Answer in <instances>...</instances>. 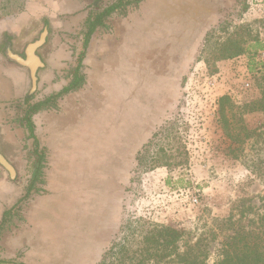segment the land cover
I'll use <instances>...</instances> for the list:
<instances>
[{
  "label": "rangeland",
  "instance_id": "obj_1",
  "mask_svg": "<svg viewBox=\"0 0 264 264\" xmlns=\"http://www.w3.org/2000/svg\"><path fill=\"white\" fill-rule=\"evenodd\" d=\"M69 1V11L73 3L91 10L115 2ZM52 2L0 0V151L16 169L12 179L0 164V179L12 181L20 194L5 209L10 212L0 227V264H100L138 217L185 230L195 240L215 219H238L240 203L264 210V179L230 153L218 115L223 95L237 104L260 96L264 0H140L116 11L83 58L84 85L67 93L75 103L46 109L64 116L50 129L51 151L41 149L42 181L27 194L37 158L23 120L31 79L27 73L28 93L19 97V75L10 74L15 63L6 44L11 40L22 51L47 23L73 55L53 78L45 67L39 71L41 87L30 102L48 95L51 80L70 81L82 51L80 26L66 32L58 29V19L42 16L30 24L21 18L16 35L8 30L18 27L14 19L28 4ZM232 34L247 41L245 52L216 59ZM51 47L39 50L46 62ZM244 118L250 127L264 121L261 112ZM0 183L2 196L6 184ZM253 217L249 213L242 223ZM224 237L212 244L210 264Z\"/></svg>",
  "mask_w": 264,
  "mask_h": 264
},
{
  "label": "trees",
  "instance_id": "obj_2",
  "mask_svg": "<svg viewBox=\"0 0 264 264\" xmlns=\"http://www.w3.org/2000/svg\"><path fill=\"white\" fill-rule=\"evenodd\" d=\"M140 0H115L102 9H93L85 21L83 32V49L77 57V65L71 73L70 82L58 93L52 94L37 103H28L23 117L29 136L37 142L31 117L41 109L54 106L57 99L65 94L81 88L85 83L82 73L83 58L90 39L98 27L106 26L107 18L118 10H125L127 5ZM245 42L238 34L230 35L221 45L216 59H230L245 52ZM260 96L251 101L237 104L229 95L219 99V122L230 138V153L241 158L244 165L255 176L264 179V121L250 127L245 115L261 112L264 115V75L258 82ZM32 98L28 95L27 101ZM34 163L33 175L27 194L41 180L45 155L38 148ZM42 181V180H41ZM264 207V193L259 196ZM238 219L231 214L228 217L215 219L214 223L205 227L195 240H191L188 232L174 226L159 224L146 217H138L131 221L125 236L115 240L108 248L100 264H210L213 243L220 235L225 234L219 246L215 248L216 260L213 264H264V210L257 212L254 206L240 203L237 207ZM10 212L6 210L5 215ZM252 213L255 217L248 224L242 220ZM1 222V223H2ZM254 226H251V224ZM1 227V224H0ZM6 263L7 261H1Z\"/></svg>",
  "mask_w": 264,
  "mask_h": 264
},
{
  "label": "crops",
  "instance_id": "obj_3",
  "mask_svg": "<svg viewBox=\"0 0 264 264\" xmlns=\"http://www.w3.org/2000/svg\"><path fill=\"white\" fill-rule=\"evenodd\" d=\"M85 2H88V1L85 0ZM69 4H70L69 0H53L52 3L48 4V6H46L45 3H42L39 6H34L33 4H28L27 10L23 14L19 15L17 18L14 19L16 21L18 27L17 28L15 27L16 29H8L9 33L13 34V35L18 34L17 32H18L19 28L21 27L20 26L21 20H24V21H26L27 24H30V23H32V21H36V20H38V18H41L42 16H45L46 18H49L52 21H55V19H58L55 22V24L57 25L59 30H64L66 32H70L73 28L75 29V28L80 26L81 31L83 33L84 29H85V27H84L85 21H86L87 17L89 16L90 12L95 7H93L91 10H90V8H87L85 10L86 6H84L83 3L81 6H79L78 3L77 4L73 3L72 6H75V7L72 11H69L70 9H72V8H69ZM40 12H42L41 16L39 15ZM67 12L73 13L74 15L71 17L63 18L61 15L66 14ZM114 14H115V12L113 14H111L110 17L107 18V21H106L107 24H108L109 20H111V18ZM51 16H55V18H52ZM104 27L105 26L98 27L95 30V32L93 33V35L90 39L89 45L86 49L85 55H87V56H86L85 60H87V58L89 57V55L93 51L94 46H96V43L98 40L99 30L103 29ZM46 29L48 30V34H46V36H47L46 41L47 42L43 47L47 46L48 44L51 45L52 47L50 49L48 61L47 62L45 60H43V61L45 62L44 67H45V70L48 72V76H50V78H53V75L56 72L64 70V62L63 61L65 59L72 57L73 53H72V51H70L69 45L66 42H63L62 39L60 38V36L57 37L56 35L55 36L52 35L51 28L49 27V25L47 23L45 24L44 28L41 29L39 34H41V32L46 30ZM37 37H38V35L31 38V40L26 43V45L24 46V48L22 50L24 51L25 48L27 47V45L30 42H32L34 39H36ZM50 37H51V40H49ZM102 42L103 43H100V46H99L100 55H104L105 52L107 51V46H106L104 40H102ZM8 49H10V47ZM82 49H83V36H82ZM7 52H8V50H7ZM14 52L20 53L19 50H16ZM83 63H84V61H83ZM41 69L42 68H40L39 71ZM39 71H38V82L39 83L37 84L38 90L41 87L40 86L41 82L39 81L40 80L39 79V77H40ZM15 73L19 75V80L17 81V83L15 85H18L16 88L17 89L16 94L20 97L23 94L28 93L27 73H29V71L27 68L21 67L15 63L14 65H11V67H10V74L13 75ZM14 77L16 78L17 76H14ZM51 81L52 82H51V86H50V90L48 92V95L43 97L42 99H38V97H37L35 99L36 101H33V102L29 101V103L32 104V103L40 102V101L44 100L45 98H47L48 96L55 94V93H58L64 86H66L70 82V81H67L66 79H63L61 82H59V81L53 82V80H51ZM81 88L77 89V91L80 90ZM75 92H76V90H75ZM69 93H73V91L69 92ZM58 102L59 103H61V102L62 103H67V102L68 103H75V98L71 95L65 94L64 96L57 99L56 103H58ZM47 108L39 110L38 112L34 113L31 117L32 123L34 125V133L37 137V142L34 140V138H32V137H30V138L33 140L32 144L33 145L35 144L34 145L35 149L38 148V150L40 152H41V149H43V150H45V152H47L46 146H48V148H49L48 150L51 151V149L49 147L50 138H51V130L50 129L54 125V123L58 121V119L60 117L64 116V113L48 111V110H46ZM34 152H35V150H34ZM7 160L10 163H12L8 158H7ZM44 163H46V161H44ZM15 171H16V169H15ZM0 182H2V184L3 183L6 184V186L3 187L4 188V194L2 196H0V221L2 222L3 212L6 211L5 210L6 207L10 206L11 203L15 202L20 197V194L18 192L17 193L15 192L16 189H15L14 185L12 184V181H8V180L6 181L5 179H0ZM2 186L3 185H1V183H0V188ZM15 194L17 197L15 196ZM1 222H0V224H1Z\"/></svg>",
  "mask_w": 264,
  "mask_h": 264
},
{
  "label": "water",
  "instance_id": "obj_4",
  "mask_svg": "<svg viewBox=\"0 0 264 264\" xmlns=\"http://www.w3.org/2000/svg\"><path fill=\"white\" fill-rule=\"evenodd\" d=\"M48 33L46 29L39 40L30 42L23 53L14 52L8 49L7 55L10 60L21 67H25L29 71L31 79V89L29 94L31 95L37 89L38 84V71L45 66L41 55L38 53V48L45 42V35ZM0 163L9 171L12 178L15 177L16 171L14 166L6 159V157L0 152Z\"/></svg>",
  "mask_w": 264,
  "mask_h": 264
},
{
  "label": "flooded vegetation",
  "instance_id": "obj_5",
  "mask_svg": "<svg viewBox=\"0 0 264 264\" xmlns=\"http://www.w3.org/2000/svg\"><path fill=\"white\" fill-rule=\"evenodd\" d=\"M45 32V30L44 31H42L41 32V34H39L38 35V37L36 38V39H34L32 42H35L36 40H39L40 38H41V36H42V34ZM48 34V33H47ZM47 36L45 35V38H46ZM47 39V38H46ZM46 39H45V42L38 48V52H39V49L40 48H42L45 44H46ZM10 47V49L12 50V51H16L17 49H15L14 47H13V43H12V41L11 40H7V44H6V53H7V50H8V48ZM20 53H23V50L22 51H20ZM40 54V53H39ZM41 57H42V55H41ZM43 59V58H42ZM44 60V59H43ZM1 152V151H0ZM2 153V152H1ZM3 154V153H2ZM4 155V154H3ZM5 156V155H4ZM6 157V156H5ZM7 159V158H6ZM1 164V163H0ZM2 165V164H1ZM6 169V168H5Z\"/></svg>",
  "mask_w": 264,
  "mask_h": 264
},
{
  "label": "built area",
  "instance_id": "obj_6",
  "mask_svg": "<svg viewBox=\"0 0 264 264\" xmlns=\"http://www.w3.org/2000/svg\"><path fill=\"white\" fill-rule=\"evenodd\" d=\"M262 54H263V56H264V52H263ZM214 83H215V80H214L213 78H211V79L209 80V84H210V85H214Z\"/></svg>",
  "mask_w": 264,
  "mask_h": 264
}]
</instances>
